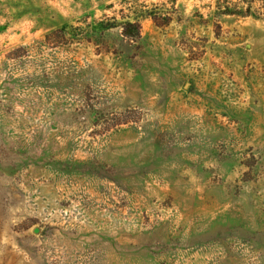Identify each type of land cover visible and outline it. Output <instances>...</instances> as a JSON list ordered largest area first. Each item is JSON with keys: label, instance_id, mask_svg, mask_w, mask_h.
<instances>
[{"label": "rangeland", "instance_id": "rangeland-1", "mask_svg": "<svg viewBox=\"0 0 264 264\" xmlns=\"http://www.w3.org/2000/svg\"><path fill=\"white\" fill-rule=\"evenodd\" d=\"M0 264H264L262 2L0 0Z\"/></svg>", "mask_w": 264, "mask_h": 264}, {"label": "trees", "instance_id": "trees-1", "mask_svg": "<svg viewBox=\"0 0 264 264\" xmlns=\"http://www.w3.org/2000/svg\"><path fill=\"white\" fill-rule=\"evenodd\" d=\"M258 1L262 2V7L264 8V0H258ZM228 13L229 14H235L236 13V14H241V15H254L255 12L253 11L252 5L249 4L245 10H240L237 12L229 11ZM128 26H131L133 28L135 27V32H136L137 37L139 38L141 36V30H140V26L138 23H130V22L127 23L126 27L124 28L126 31H127ZM63 29H65V28H63Z\"/></svg>", "mask_w": 264, "mask_h": 264}]
</instances>
